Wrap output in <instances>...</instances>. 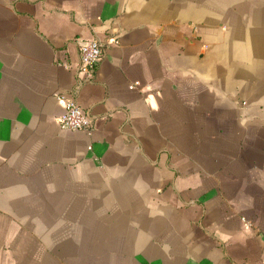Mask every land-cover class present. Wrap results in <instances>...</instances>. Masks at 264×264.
Masks as SVG:
<instances>
[{
  "label": "crops",
  "instance_id": "obj_1",
  "mask_svg": "<svg viewBox=\"0 0 264 264\" xmlns=\"http://www.w3.org/2000/svg\"><path fill=\"white\" fill-rule=\"evenodd\" d=\"M263 237L264 0H0V264H264Z\"/></svg>",
  "mask_w": 264,
  "mask_h": 264
},
{
  "label": "built area",
  "instance_id": "obj_2",
  "mask_svg": "<svg viewBox=\"0 0 264 264\" xmlns=\"http://www.w3.org/2000/svg\"><path fill=\"white\" fill-rule=\"evenodd\" d=\"M79 46V69L85 71L86 75L90 77L97 61L101 58L103 53V46L99 39L89 37L87 40L82 39L78 41ZM136 83H130L132 87ZM63 103V111L57 115V119L62 128L83 129L90 131L92 121L89 115L82 109L81 105L71 93H57L56 94ZM264 240V237H263Z\"/></svg>",
  "mask_w": 264,
  "mask_h": 264
}]
</instances>
